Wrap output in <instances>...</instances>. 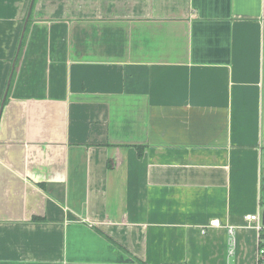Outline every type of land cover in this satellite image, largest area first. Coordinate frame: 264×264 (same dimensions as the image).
Segmentation results:
<instances>
[{"label":"crops","instance_id":"1","mask_svg":"<svg viewBox=\"0 0 264 264\" xmlns=\"http://www.w3.org/2000/svg\"><path fill=\"white\" fill-rule=\"evenodd\" d=\"M263 210L264 0H0V264H256Z\"/></svg>","mask_w":264,"mask_h":264},{"label":"built area","instance_id":"2","mask_svg":"<svg viewBox=\"0 0 264 264\" xmlns=\"http://www.w3.org/2000/svg\"><path fill=\"white\" fill-rule=\"evenodd\" d=\"M246 220H253L255 222H258L259 216L256 214H248L245 216ZM212 224L218 225L219 220H213ZM257 229H260V225L257 223L255 226ZM228 247H229V253H233V248L235 244V236H234V229L232 227L228 228ZM264 239H260V242L257 247V253H256V264H264Z\"/></svg>","mask_w":264,"mask_h":264},{"label":"water","instance_id":"3","mask_svg":"<svg viewBox=\"0 0 264 264\" xmlns=\"http://www.w3.org/2000/svg\"><path fill=\"white\" fill-rule=\"evenodd\" d=\"M261 220H262V224H264V210L262 211Z\"/></svg>","mask_w":264,"mask_h":264},{"label":"trees","instance_id":"4","mask_svg":"<svg viewBox=\"0 0 264 264\" xmlns=\"http://www.w3.org/2000/svg\"><path fill=\"white\" fill-rule=\"evenodd\" d=\"M263 246H264V244H263Z\"/></svg>","mask_w":264,"mask_h":264}]
</instances>
